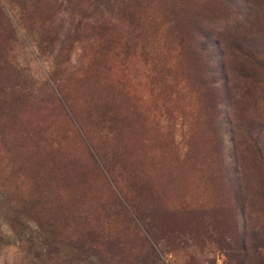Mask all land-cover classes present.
<instances>
[{
    "label": "rangeland",
    "instance_id": "1",
    "mask_svg": "<svg viewBox=\"0 0 264 264\" xmlns=\"http://www.w3.org/2000/svg\"><path fill=\"white\" fill-rule=\"evenodd\" d=\"M230 1L0 0V216L28 264H264V0Z\"/></svg>",
    "mask_w": 264,
    "mask_h": 264
},
{
    "label": "clouds",
    "instance_id": "2",
    "mask_svg": "<svg viewBox=\"0 0 264 264\" xmlns=\"http://www.w3.org/2000/svg\"><path fill=\"white\" fill-rule=\"evenodd\" d=\"M27 226L32 231H38L35 222L29 221ZM0 239L6 242L3 249H0V264H28L21 241L17 239L15 231L3 216H0Z\"/></svg>",
    "mask_w": 264,
    "mask_h": 264
},
{
    "label": "trees",
    "instance_id": "3",
    "mask_svg": "<svg viewBox=\"0 0 264 264\" xmlns=\"http://www.w3.org/2000/svg\"><path fill=\"white\" fill-rule=\"evenodd\" d=\"M216 2L219 4V6L221 8H224L226 10L232 11L235 14H237V16H241L244 14V9H242V7L238 4L232 3L230 0H216ZM207 6H211V4H207ZM238 17V18H239ZM237 19V18H236ZM224 41L222 42L223 47L225 50L231 51L233 53H237L239 54L241 57H245L246 53L244 48L241 45V40H231V41H226L225 39H223ZM39 256V253L36 254V257Z\"/></svg>",
    "mask_w": 264,
    "mask_h": 264
}]
</instances>
